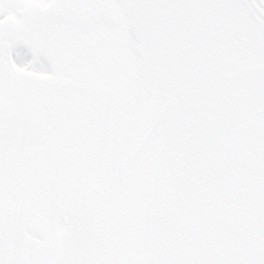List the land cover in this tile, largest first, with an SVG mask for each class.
<instances>
[{
  "label": "snow or ice",
  "instance_id": "1",
  "mask_svg": "<svg viewBox=\"0 0 264 264\" xmlns=\"http://www.w3.org/2000/svg\"><path fill=\"white\" fill-rule=\"evenodd\" d=\"M0 264H264V0H0Z\"/></svg>",
  "mask_w": 264,
  "mask_h": 264
}]
</instances>
